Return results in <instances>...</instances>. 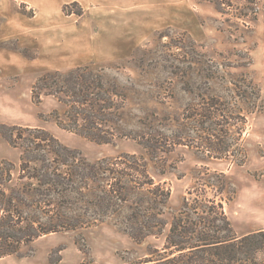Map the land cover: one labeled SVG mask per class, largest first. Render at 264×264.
Masks as SVG:
<instances>
[{
    "label": "rangeland",
    "instance_id": "1",
    "mask_svg": "<svg viewBox=\"0 0 264 264\" xmlns=\"http://www.w3.org/2000/svg\"><path fill=\"white\" fill-rule=\"evenodd\" d=\"M79 66L103 69L127 94L125 134L114 144L58 126L52 113L65 119L67 106L56 97L33 100L39 76ZM213 97L220 118L232 116V125L217 127L231 142L222 158L198 123ZM0 124L46 128L91 162L135 153L171 191L159 216L165 223L140 242L123 230L136 220L126 217L129 209L78 217L85 204L74 193L64 217H49L33 205L31 180L19 177L22 149L0 133V161L13 163L11 181L0 187V264L139 262L163 251L174 217H220L221 210L237 235L264 230V0H0ZM155 137L156 152L140 143ZM38 224L57 229L45 234L47 245L57 243L49 251L37 248L45 235L31 241Z\"/></svg>",
    "mask_w": 264,
    "mask_h": 264
},
{
    "label": "trees",
    "instance_id": "2",
    "mask_svg": "<svg viewBox=\"0 0 264 264\" xmlns=\"http://www.w3.org/2000/svg\"><path fill=\"white\" fill-rule=\"evenodd\" d=\"M104 72L82 66L66 72L47 71L33 85V100L39 104L46 95L56 97L67 106L65 119L57 110L52 113L58 126L100 144H114L125 134L120 131L119 123L128 97L116 79H109ZM217 103L214 97L203 102L202 110L206 112L200 113L204 118L198 123L207 125L210 146L220 152L213 155L222 158L229 155L231 142L226 134L221 139L217 127L233 123L232 116L226 113H223L224 120L220 118ZM222 104L219 110L227 112L226 104ZM242 120L246 118L242 116ZM225 129L222 131L229 133ZM0 133L10 145L22 149L19 177L31 180V190L37 196L33 205L42 214L64 217L61 207L74 193L72 198L85 204L78 217H109L129 209L126 217H136V220L126 223L123 230L137 242L165 223L159 216L171 191L150 175L142 156L124 152L91 162L79 149L63 144L43 127L0 124ZM157 139L140 140V143L156 152L160 148ZM12 166L10 161H0V187L11 181ZM17 199L26 203L22 194ZM8 200L13 201L10 197ZM188 200L185 198L184 204ZM54 202L60 206L55 211L51 209ZM137 217L146 218L140 221ZM34 230L31 241L57 231L41 224ZM150 254L145 260L130 264H264V230L237 235L223 210L220 217H174L165 248Z\"/></svg>",
    "mask_w": 264,
    "mask_h": 264
},
{
    "label": "crops",
    "instance_id": "3",
    "mask_svg": "<svg viewBox=\"0 0 264 264\" xmlns=\"http://www.w3.org/2000/svg\"><path fill=\"white\" fill-rule=\"evenodd\" d=\"M7 103L9 104L8 107L11 108V106L13 105V98H12V96H11V98L8 99V102ZM45 236L47 237V235H45ZM47 238L48 239H45L43 241H39V239L36 240L38 250H42V251L48 250L49 251L52 247L56 246L57 243L54 244V241H53V243L47 245L45 243V241L49 240L50 237H47Z\"/></svg>",
    "mask_w": 264,
    "mask_h": 264
}]
</instances>
